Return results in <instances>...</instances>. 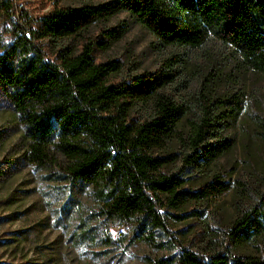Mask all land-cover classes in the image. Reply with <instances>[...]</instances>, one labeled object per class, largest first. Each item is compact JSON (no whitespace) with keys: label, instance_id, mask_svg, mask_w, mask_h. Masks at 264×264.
I'll list each match as a JSON object with an SVG mask.
<instances>
[{"label":"trees","instance_id":"obj_1","mask_svg":"<svg viewBox=\"0 0 264 264\" xmlns=\"http://www.w3.org/2000/svg\"><path fill=\"white\" fill-rule=\"evenodd\" d=\"M0 4L12 28L11 39L0 43L1 104L15 113L27 164L59 170L67 201L89 189L99 202L98 217L134 223L132 237L151 242L153 234L166 231L160 208L231 187L214 174L190 191L182 187V170L164 167L176 158L182 169L203 167L227 151L232 141L224 132L242 110V96L220 91L221 76L211 67L189 95L192 105L177 102L161 89L179 71L178 54L157 70L111 81L119 60H96V52L120 38L127 24L103 26L96 37L89 31L125 11L163 46L201 47L213 38L236 55L240 67L264 76V0H105L55 5L36 20L25 10L15 19L13 0ZM138 102H149L148 113L129 118ZM186 114L183 135L177 127ZM173 136L185 151L157 152ZM262 230L264 192L250 208L238 209L227 235L236 243ZM105 239L112 242L107 234ZM153 264H264V255H235L227 247L201 255L182 248Z\"/></svg>","mask_w":264,"mask_h":264},{"label":"rangeland","instance_id":"obj_2","mask_svg":"<svg viewBox=\"0 0 264 264\" xmlns=\"http://www.w3.org/2000/svg\"><path fill=\"white\" fill-rule=\"evenodd\" d=\"M105 0H13L15 19L25 10L36 20L55 5L77 7ZM0 43L11 38V16L1 10ZM122 20L124 34L96 52V60H119L110 80L159 69L173 54L181 57L179 71L161 90L182 104L192 105L194 92L209 68L221 76L220 91L242 96V110L224 135L231 147L203 167L180 168L179 158L164 170L179 172L182 187L200 188L218 174L231 187L220 194L189 198L175 208H160L166 217L164 234L156 232L151 242L132 237L134 223L104 221L98 217L99 202L89 189L79 190L67 201L59 182V170L52 172L27 164L23 157L26 140L15 113L2 106L0 97V264H153L154 260L188 249L201 255L227 247L235 254L264 255V230L250 232L236 243L227 235L239 208H250L264 192V76L240 67L233 52L216 39L201 47L161 45L144 26L125 11L90 27V37L100 28ZM49 52H53L49 48ZM148 103L133 104L129 118L148 113ZM177 130L187 131L186 117ZM185 151L173 136L157 152ZM98 214V215H97ZM91 228V230H88ZM109 235L112 242L105 239ZM168 239V242H167Z\"/></svg>","mask_w":264,"mask_h":264},{"label":"built area","instance_id":"obj_3","mask_svg":"<svg viewBox=\"0 0 264 264\" xmlns=\"http://www.w3.org/2000/svg\"><path fill=\"white\" fill-rule=\"evenodd\" d=\"M16 16L18 17V13H16Z\"/></svg>","mask_w":264,"mask_h":264}]
</instances>
